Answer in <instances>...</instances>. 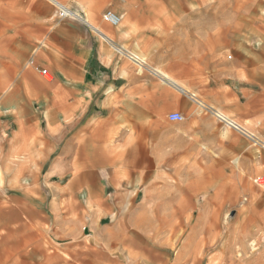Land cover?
Wrapping results in <instances>:
<instances>
[{"label":"crops","instance_id":"crops-1","mask_svg":"<svg viewBox=\"0 0 264 264\" xmlns=\"http://www.w3.org/2000/svg\"><path fill=\"white\" fill-rule=\"evenodd\" d=\"M217 114L264 136V0H0V225L22 246L119 264L199 158L254 194L237 172L264 177V152Z\"/></svg>","mask_w":264,"mask_h":264},{"label":"rangeland","instance_id":"rangeland-1","mask_svg":"<svg viewBox=\"0 0 264 264\" xmlns=\"http://www.w3.org/2000/svg\"><path fill=\"white\" fill-rule=\"evenodd\" d=\"M35 114L42 123L40 113ZM193 161L188 164L193 172H182L180 183L177 181L180 188L172 193L174 206L154 209L150 231L140 233L151 237L135 238V255L131 257L129 250H125L119 255V264H264V177L238 169L237 175L255 189L253 194L241 188L240 179L236 189L231 187L229 170L220 160ZM215 168L217 174H214ZM196 172L203 174L193 176ZM13 178L16 185L23 175L15 173ZM3 226L0 225V264L72 263L51 242L50 245L45 239L39 240L41 233L27 234L24 242H29V247H25L20 236L8 238ZM130 242L128 239L127 243ZM93 251L100 259L101 253L97 249Z\"/></svg>","mask_w":264,"mask_h":264},{"label":"built area","instance_id":"built-area-1","mask_svg":"<svg viewBox=\"0 0 264 264\" xmlns=\"http://www.w3.org/2000/svg\"><path fill=\"white\" fill-rule=\"evenodd\" d=\"M59 16L62 19H70V20L79 19L77 16H75L73 13H71L69 10H67L66 8H64L62 6H59ZM103 18L107 23L111 24L112 26H119V24L121 22L120 17L117 16L116 14H114L112 11H107L104 14ZM135 61H137V63L139 65L143 66V62H140L138 58H135ZM41 75L45 80L51 81L49 79L51 77V74L47 70H42ZM217 118L221 122H225V123L229 124L230 127H232L234 130L238 131L247 140L253 142L252 144H254L255 146H257L258 148H260L261 150L264 151V136L262 138L256 137L254 134L250 133L249 131L242 128L238 124L233 123V122H229L223 115L221 116V115L217 114ZM169 119L172 122H182L184 118L180 113H173L169 116Z\"/></svg>","mask_w":264,"mask_h":264},{"label":"bare ground","instance_id":"bare-ground-1","mask_svg":"<svg viewBox=\"0 0 264 264\" xmlns=\"http://www.w3.org/2000/svg\"><path fill=\"white\" fill-rule=\"evenodd\" d=\"M262 237H264V236H262ZM243 240H245V238L244 239H241V241H243ZM248 244V242H244V245L247 247V246H249V245H247ZM244 245H243V247H244ZM246 247H244V249L246 248ZM256 247H253V248H251V249H255ZM255 251V250H254Z\"/></svg>","mask_w":264,"mask_h":264}]
</instances>
